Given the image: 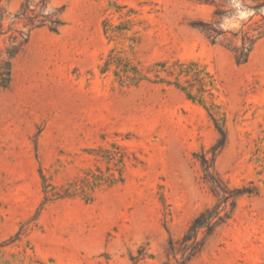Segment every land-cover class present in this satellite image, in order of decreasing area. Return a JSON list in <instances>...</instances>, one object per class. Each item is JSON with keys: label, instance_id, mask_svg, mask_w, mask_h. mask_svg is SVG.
Segmentation results:
<instances>
[{"label": "rangeland", "instance_id": "374dc122", "mask_svg": "<svg viewBox=\"0 0 264 264\" xmlns=\"http://www.w3.org/2000/svg\"><path fill=\"white\" fill-rule=\"evenodd\" d=\"M24 2L0 0V61L30 28ZM53 13L59 31H31L0 87V264L165 263L217 203L199 156L218 118L215 171L256 193L188 264H264V0H46Z\"/></svg>", "mask_w": 264, "mask_h": 264}, {"label": "trees", "instance_id": "16d2710c", "mask_svg": "<svg viewBox=\"0 0 264 264\" xmlns=\"http://www.w3.org/2000/svg\"><path fill=\"white\" fill-rule=\"evenodd\" d=\"M42 2L41 10L39 13H35L34 9H30V0H25L24 4L21 6V13L16 16V18L25 19L27 21V26H30V28L27 33H20V37H22L20 41L17 42V37L13 38V45L6 50L8 56L7 59L0 61V87L3 89L8 88L10 84L11 61L27 43L28 34L31 31L44 26H46L50 32L57 33L62 26L58 13H53L49 17H43L41 15L46 0H42ZM198 24L199 26H202V30L206 33L207 37L211 39L212 43H214L217 36L221 34L208 24ZM254 43L255 40L244 37L240 46L235 47L232 50L237 65H242L247 62ZM191 67L193 68L194 65L191 64ZM178 68V75L192 72L194 79H197L200 84L203 82V77H200L199 75L200 72L193 71L191 68L189 70H184L182 65H179ZM176 86L186 93L189 99L195 100V97L190 91L187 92L184 88L180 87L178 83ZM213 122L218 132V139L209 152H202L200 154L199 161L203 171V180L209 185L217 203L200 212L190 222L187 230L180 238L176 240L170 238L168 240L165 248L167 261L163 264H188L195 259L202 252L208 240L215 234V232L225 225L231 218L237 199L245 194L251 195L256 193L253 188L234 189L228 187V184L225 183L215 171V157L225 146L226 133L219 118L213 119Z\"/></svg>", "mask_w": 264, "mask_h": 264}]
</instances>
